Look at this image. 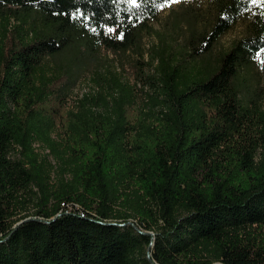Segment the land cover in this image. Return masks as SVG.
<instances>
[{
	"label": "trees",
	"instance_id": "obj_1",
	"mask_svg": "<svg viewBox=\"0 0 264 264\" xmlns=\"http://www.w3.org/2000/svg\"><path fill=\"white\" fill-rule=\"evenodd\" d=\"M170 1L0 0V264H264V0H204L142 87L106 67L66 108Z\"/></svg>",
	"mask_w": 264,
	"mask_h": 264
},
{
	"label": "rangeland",
	"instance_id": "obj_2",
	"mask_svg": "<svg viewBox=\"0 0 264 264\" xmlns=\"http://www.w3.org/2000/svg\"><path fill=\"white\" fill-rule=\"evenodd\" d=\"M204 6V0H180L178 3H173L171 0L161 9L158 20L152 24L153 30L142 35L139 51L129 50L127 52L113 54L101 50L98 56V59L101 60L100 63L86 62L83 66L79 79L73 87L72 100L69 101V106L67 105L66 108H72L73 99L80 98L83 94L94 89L95 86L91 82L93 72L98 70L103 71L106 67L115 69L129 83L134 84L138 82V86L142 87V76L152 73L151 67H149L147 62L150 57V48L157 45L159 36L162 34L170 41L172 28L180 23L181 31H185L184 27L187 24L185 17H187V14L195 10L201 12ZM202 21L203 18L198 17L195 22L199 23L197 26H201ZM242 32V26L240 24L234 27L219 40L214 48V52L218 53L227 50L242 35ZM172 35L171 42L173 39H177L179 41L177 45H179L182 40L180 34L173 33ZM31 212L32 207L29 206L25 213L31 214Z\"/></svg>",
	"mask_w": 264,
	"mask_h": 264
},
{
	"label": "snow or ice",
	"instance_id": "obj_3",
	"mask_svg": "<svg viewBox=\"0 0 264 264\" xmlns=\"http://www.w3.org/2000/svg\"><path fill=\"white\" fill-rule=\"evenodd\" d=\"M173 3H178L180 0H172Z\"/></svg>",
	"mask_w": 264,
	"mask_h": 264
},
{
	"label": "water",
	"instance_id": "obj_4",
	"mask_svg": "<svg viewBox=\"0 0 264 264\" xmlns=\"http://www.w3.org/2000/svg\"><path fill=\"white\" fill-rule=\"evenodd\" d=\"M149 252V251H148Z\"/></svg>",
	"mask_w": 264,
	"mask_h": 264
}]
</instances>
